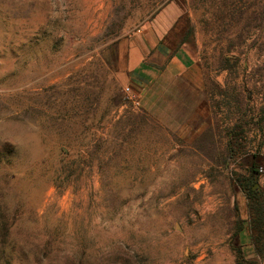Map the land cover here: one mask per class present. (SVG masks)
Wrapping results in <instances>:
<instances>
[{"label": "rangeland", "instance_id": "1", "mask_svg": "<svg viewBox=\"0 0 264 264\" xmlns=\"http://www.w3.org/2000/svg\"><path fill=\"white\" fill-rule=\"evenodd\" d=\"M186 2L211 103L198 136L187 76L155 79L139 109L124 96L122 52L165 2L0 0V264H236L234 178L264 166V0Z\"/></svg>", "mask_w": 264, "mask_h": 264}, {"label": "trees", "instance_id": "2", "mask_svg": "<svg viewBox=\"0 0 264 264\" xmlns=\"http://www.w3.org/2000/svg\"><path fill=\"white\" fill-rule=\"evenodd\" d=\"M161 2L165 3L154 14L149 24L164 30V42L170 47L174 55L182 46L190 42L193 32V27L186 9L187 2L186 0H161ZM165 10H167V12ZM122 59L125 60L126 63H129V48L123 50ZM240 128L241 125H237L233 130L229 129V131H227V136L229 138L227 150L230 153V158H232L234 154L240 153L244 148L243 143H241L243 131H241L242 129ZM260 148L262 147L260 146L257 149L260 150ZM64 153L66 158L61 160L64 172H67V170L73 171L77 166V162L68 160V154L66 151H64ZM258 158L257 155L254 156L255 160L247 166L245 172L236 175L234 178L236 185L241 189L246 199L247 210L250 217L249 228L245 229L241 227L236 233V237L240 240V243L234 246L236 264H261L264 260V245L261 244L264 236V195L260 189H255V186L260 182L257 172L261 165L256 160ZM242 234L247 235V242H243ZM248 246L253 248L256 254L255 259H250L245 255L244 248Z\"/></svg>", "mask_w": 264, "mask_h": 264}, {"label": "crops", "instance_id": "3", "mask_svg": "<svg viewBox=\"0 0 264 264\" xmlns=\"http://www.w3.org/2000/svg\"><path fill=\"white\" fill-rule=\"evenodd\" d=\"M167 10L165 11L167 12ZM164 37L165 34L163 29L161 30L160 28L148 24L144 30L139 31V35L135 37L136 39L134 41H130V59L129 63L125 62L124 66L129 73L131 84L141 91L155 79L163 75L177 78L187 76L186 79L190 78L195 86L198 88L203 87L202 102L193 104L191 106L192 108H190L187 113V115L193 118H188L186 129L189 132L192 131L197 134L199 132L198 120L205 124L206 120H208V118L210 119L211 116V103L206 99L209 94L205 91L206 81L203 77L204 75L196 71L200 65L186 49L185 45L173 55L170 47L164 42ZM157 60H162V62L165 61L163 68L157 63ZM215 99H219V97L215 96ZM216 121L217 124H219V120L216 119ZM199 130H201V128ZM204 130L205 129H202V132ZM220 130L219 128L217 129V131ZM214 132H216V129ZM258 147L259 146H256L254 143V148L257 149ZM256 151L261 155L263 154V148H260V150L257 149Z\"/></svg>", "mask_w": 264, "mask_h": 264}, {"label": "built area", "instance_id": "4", "mask_svg": "<svg viewBox=\"0 0 264 264\" xmlns=\"http://www.w3.org/2000/svg\"><path fill=\"white\" fill-rule=\"evenodd\" d=\"M141 93L142 91L135 88L133 85H127L124 88L125 100L128 101V103H130L135 109H139L141 107ZM257 173L261 178H264V166H260Z\"/></svg>", "mask_w": 264, "mask_h": 264}]
</instances>
